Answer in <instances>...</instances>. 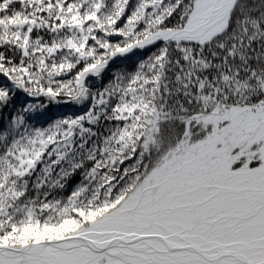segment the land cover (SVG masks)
I'll return each instance as SVG.
<instances>
[{
	"label": "snow or ice",
	"instance_id": "snow-or-ice-1",
	"mask_svg": "<svg viewBox=\"0 0 264 264\" xmlns=\"http://www.w3.org/2000/svg\"><path fill=\"white\" fill-rule=\"evenodd\" d=\"M241 4L0 0V264H264V52L219 42Z\"/></svg>",
	"mask_w": 264,
	"mask_h": 264
},
{
	"label": "trees",
	"instance_id": "trees-1",
	"mask_svg": "<svg viewBox=\"0 0 264 264\" xmlns=\"http://www.w3.org/2000/svg\"><path fill=\"white\" fill-rule=\"evenodd\" d=\"M240 13L248 20L247 32H244L245 26L243 21H237L233 28L219 38V42L228 46L244 37L246 42L251 45V48L246 49V53L250 54L253 49L264 52V0H242ZM253 21H257L261 27H257ZM252 37H255V39L253 40ZM252 87H255V85ZM77 107L82 106L78 105ZM175 107V105L170 106V110L175 109ZM177 114H179L178 110ZM159 128L162 130V151L171 149L175 145V140L170 138L169 130L172 129L174 132L178 131L180 124L177 121L169 120L168 122L161 123ZM91 143L93 142L90 141V145ZM38 174L39 173L37 172V174L33 176V183ZM79 178L80 177H77V179ZM71 227V225L65 224L59 229V231H67Z\"/></svg>",
	"mask_w": 264,
	"mask_h": 264
},
{
	"label": "rangeland",
	"instance_id": "rangeland-1",
	"mask_svg": "<svg viewBox=\"0 0 264 264\" xmlns=\"http://www.w3.org/2000/svg\"><path fill=\"white\" fill-rule=\"evenodd\" d=\"M138 51H144V50L141 49V50H138Z\"/></svg>",
	"mask_w": 264,
	"mask_h": 264
},
{
	"label": "water",
	"instance_id": "water-1",
	"mask_svg": "<svg viewBox=\"0 0 264 264\" xmlns=\"http://www.w3.org/2000/svg\"><path fill=\"white\" fill-rule=\"evenodd\" d=\"M159 43V42H158Z\"/></svg>",
	"mask_w": 264,
	"mask_h": 264
}]
</instances>
